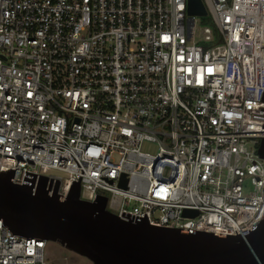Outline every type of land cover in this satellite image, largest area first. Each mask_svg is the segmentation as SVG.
<instances>
[{
  "label": "built area",
  "instance_id": "built-area-1",
  "mask_svg": "<svg viewBox=\"0 0 264 264\" xmlns=\"http://www.w3.org/2000/svg\"><path fill=\"white\" fill-rule=\"evenodd\" d=\"M201 1L212 28L196 27L187 0H0L12 183L44 176L65 198L79 182L80 199L159 227L236 236L257 224L264 0ZM1 224L0 264L46 263L45 241Z\"/></svg>",
  "mask_w": 264,
  "mask_h": 264
},
{
  "label": "water",
  "instance_id": "water-1",
  "mask_svg": "<svg viewBox=\"0 0 264 264\" xmlns=\"http://www.w3.org/2000/svg\"><path fill=\"white\" fill-rule=\"evenodd\" d=\"M187 14L207 15L201 0H187ZM256 154L264 159V138ZM14 171L0 169V220L11 236L58 243L91 264H264V214L236 236L159 227L145 214L117 217L106 210L105 197L80 199L79 182L63 198L58 180L25 171L17 185ZM196 214L184 211L185 217Z\"/></svg>",
  "mask_w": 264,
  "mask_h": 264
},
{
  "label": "rangeland",
  "instance_id": "rangeland-1",
  "mask_svg": "<svg viewBox=\"0 0 264 264\" xmlns=\"http://www.w3.org/2000/svg\"><path fill=\"white\" fill-rule=\"evenodd\" d=\"M196 27L199 30H204V28H212L213 24L209 18V15L203 17H197L195 21ZM143 150L153 153L154 148L149 145H145ZM51 175L66 178V175L61 172H51ZM46 253V263L45 264H91L86 258L81 257L75 253H72L58 243L46 242L45 247Z\"/></svg>",
  "mask_w": 264,
  "mask_h": 264
}]
</instances>
